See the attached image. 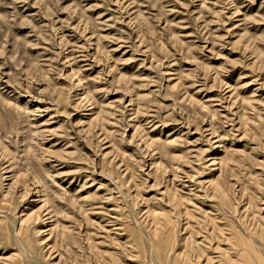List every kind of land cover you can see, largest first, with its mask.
<instances>
[{"label": "rangeland", "instance_id": "374dc122", "mask_svg": "<svg viewBox=\"0 0 264 264\" xmlns=\"http://www.w3.org/2000/svg\"><path fill=\"white\" fill-rule=\"evenodd\" d=\"M0 264H264V0H0Z\"/></svg>", "mask_w": 264, "mask_h": 264}]
</instances>
